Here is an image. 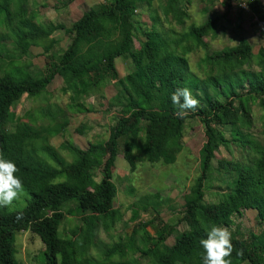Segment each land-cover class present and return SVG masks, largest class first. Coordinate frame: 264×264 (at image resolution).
I'll use <instances>...</instances> for the list:
<instances>
[{
    "label": "trees",
    "instance_id": "16d2710c",
    "mask_svg": "<svg viewBox=\"0 0 264 264\" xmlns=\"http://www.w3.org/2000/svg\"><path fill=\"white\" fill-rule=\"evenodd\" d=\"M57 1L63 8L74 0ZM229 1L222 3L228 8ZM242 1L264 24V5L259 0ZM23 2L0 0V45L11 42L22 55L31 47L38 48L44 67L37 79L23 67L10 68L0 77V152L15 163V175L24 188L23 205L14 200L10 206H0V264H13V236L20 232L38 238L42 250L36 259L41 264H139L128 252L142 255L144 264H203L200 241L207 238L210 227L229 230L233 218L246 210L255 212L257 231L241 235L238 227L229 230L234 249L230 259L232 264H264V142H255L243 132L250 130L254 103L264 113V48L253 55L247 41L239 38L234 46L207 52L204 38L214 37L222 18L218 14L206 15L199 25L190 24L176 39L164 41L155 25L185 26L188 15L183 0H158L156 11L149 14L151 27L143 29L138 14L153 0H102L82 11L77 20L62 25L69 43L58 50L52 31L36 22ZM168 32L175 34L172 29ZM138 35L144 40L139 41ZM193 48L205 51L195 66L199 74L188 66L187 55ZM119 57L131 63V70L122 77L115 69ZM55 76L61 79L59 93L67 96L69 116L85 111L84 99L101 98V89L108 83L120 84L121 95L107 101L106 110L116 111L105 141L88 143L83 150L70 141L54 148L49 139L62 135L67 126L65 121L54 122L62 110L15 115L22 96L40 97ZM183 87L208 92V103L178 115L171 96ZM43 118L49 119L47 124L38 125ZM192 118L200 123L204 141L198 152L199 174L183 196L179 213L178 223L185 230L176 234L175 225L158 219L161 202L152 194L130 206L123 229L138 219L139 212L153 214L150 220L135 223L130 233L122 230L115 242H101L99 233L107 235L121 220L113 208L116 189L111 181L120 144L131 169L137 155L150 164L171 165L182 150L184 122ZM214 125L228 130L230 141L245 153L243 162L215 159L218 148L229 142ZM211 169L217 176H236L232 188L220 191L218 202L210 204L203 197ZM65 216H75L80 223L64 237L58 228ZM173 234V242L167 245ZM241 250L243 256H237Z\"/></svg>",
    "mask_w": 264,
    "mask_h": 264
},
{
    "label": "rangeland",
    "instance_id": "374dc122",
    "mask_svg": "<svg viewBox=\"0 0 264 264\" xmlns=\"http://www.w3.org/2000/svg\"><path fill=\"white\" fill-rule=\"evenodd\" d=\"M101 1L74 0L63 8L59 6L57 0H24L23 4L26 11L34 14L36 22L43 24L52 31V38L58 42L57 49L62 50L69 43L63 33L62 25L77 20L82 11L101 3ZM222 1L224 0H183L188 15V18L185 20V26L180 27L175 25L174 22L170 24L160 22L155 25V30L164 41L169 42L171 39H176L178 37L177 35L185 31L186 27L190 24L199 25L206 15L213 16L218 14L222 18L217 23L214 37L209 36L204 38L207 52L234 46L239 38H249L244 32L243 26H249V30L253 33L252 36L258 38L254 24L252 23V18L247 16L249 14H244L235 5L233 6L235 1L240 0H228L230 3L228 8L224 6ZM259 2H263L264 4V0H260ZM157 5L158 0H153L149 8H146V6L143 8V12L138 14V23L141 28L151 27L149 14L152 10L156 11ZM203 10H205L204 13ZM137 13H139V10H137ZM156 14L160 18V13L156 12ZM169 29L174 30L175 34H170L168 32ZM137 39L139 41L144 40L141 35H138ZM251 43L254 46L253 52H255V43L253 41ZM133 44L134 47L138 46L136 40ZM184 44V42L180 43L176 51L178 52V49L180 50V47ZM204 52L201 48H193V51L187 55L188 66L190 70H193V73L199 74V70L195 66ZM13 67H23L27 70L31 78L37 79L41 77L43 71L44 57L38 48H30L27 55H22L11 42H3L0 45V77ZM115 69L118 77L124 76L131 70L130 60L126 57L117 58L115 60ZM60 86L61 80L58 76H55L40 97L31 99L22 96L19 104L15 108V115H21L25 112H36L38 110H48L51 113L56 112L58 109L62 110L63 113L56 115L54 122L59 124L65 121L67 126L64 128L62 135H57L49 139V144L54 148H57L62 141H70L83 150L87 147L88 143L105 141L109 135V127L112 125L113 113L116 111V108L106 110L107 101L113 96L121 95L120 84L118 82L108 83L101 89L99 94L101 98L100 96H97L99 99L93 96L83 100L82 108L87 112L83 111L71 116H69L66 110V104L68 103L67 96L59 93ZM191 91L192 95L200 102L198 107L208 103V92L204 94L200 91H193L192 89ZM196 109L186 110V114L192 113ZM250 113V130L243 132L249 133L250 139L255 142H264V113L256 103L250 107ZM48 120V118L40 119L37 124L40 126L46 125ZM214 128L220 131L226 141L229 142L227 147L220 146L218 148L215 153V159L243 162L245 160V153L235 146V142L230 141L228 130L218 125H214ZM203 141L202 127L198 120L196 118L186 119L181 138L182 150L177 154L173 164H150L144 161L142 156L137 155L133 169L123 159L122 145L120 144L119 154L115 159L111 171V181L116 189L113 208L120 212L121 220L109 230L107 235L105 233H99L98 239L101 242H115L117 236L123 233L122 230L130 233L135 223L150 220L153 214L139 212L138 219L134 222H129L126 225L127 228L125 227L123 229V222L128 221L130 218V206L133 203L143 201L145 197L152 194H157L159 196L158 200L161 202L158 219L165 224L175 225L176 234L184 231L186 228L185 225L178 223L179 213L183 205V196L188 193L189 187L199 174L198 152ZM60 153L64 157V153ZM235 176L236 173H229L227 178L222 175L217 176L215 170H209L205 180L207 188L204 191V201L210 204L217 203L220 191L225 193L228 189H231V184ZM94 180L98 181L99 178L95 177ZM15 201L19 205L24 204L21 202L20 197ZM254 217V211H244L240 217L233 218V223L229 230L234 231V228L238 227V232L241 235H245L248 231L256 232L257 226ZM79 223V219L75 216L63 217L59 224L58 234L64 237L67 236L68 229L73 228L74 225H78ZM154 223H157V221H154ZM147 232L152 236L150 229L147 228ZM173 237L174 234L166 240L167 245L173 242ZM13 238L11 247L13 264H41L36 259L37 253L42 250L38 238L29 232L16 233ZM127 256L135 257L139 264H144L145 262V258L135 252H128Z\"/></svg>",
    "mask_w": 264,
    "mask_h": 264
},
{
    "label": "clouds",
    "instance_id": "9594fccd",
    "mask_svg": "<svg viewBox=\"0 0 264 264\" xmlns=\"http://www.w3.org/2000/svg\"><path fill=\"white\" fill-rule=\"evenodd\" d=\"M171 100L177 106L178 115H185L186 110L196 109L200 103L188 87L177 88ZM17 171L15 163L5 159L4 154L0 152V206L12 205L24 192L21 179L15 175ZM20 215L22 216V213ZM200 244L204 249L203 264H232L230 257L234 249L227 227L211 226L207 238L202 239ZM237 256H243L242 250L237 251Z\"/></svg>",
    "mask_w": 264,
    "mask_h": 264
},
{
    "label": "built area",
    "instance_id": "2783aa9c",
    "mask_svg": "<svg viewBox=\"0 0 264 264\" xmlns=\"http://www.w3.org/2000/svg\"><path fill=\"white\" fill-rule=\"evenodd\" d=\"M234 5L240 11H242L244 14H249L250 15L251 12L249 11V9L246 6L245 2H243L242 0L235 1V3L233 4V6ZM253 24H254V28H255V31H256V35L260 39V42L262 43V46L264 48V24H263V22L258 21L256 18L253 19Z\"/></svg>",
    "mask_w": 264,
    "mask_h": 264
},
{
    "label": "crops",
    "instance_id": "0c3cea01",
    "mask_svg": "<svg viewBox=\"0 0 264 264\" xmlns=\"http://www.w3.org/2000/svg\"><path fill=\"white\" fill-rule=\"evenodd\" d=\"M260 1V0H259ZM260 4H262V5H264L263 4V2H260ZM247 16H250L251 18H252V23H253V19L255 18L251 13H250V15H247ZM243 30H244V32H245V34L246 35H248V37L249 38H243V39H245L246 41H247V43L250 45V47H251V51H252V54L253 55H255L256 53H257V50L259 49V48H263V46H262V43L260 42V39L259 38H257L256 36L254 37V36H252L253 35V33L249 30V26L247 27V26H243ZM54 39V38H53ZM249 39H250V41H249ZM251 41H253L254 43H255V52H253V48H254V46H252V43H251ZM31 48H33V47H31ZM28 53H29V51H28ZM27 53V54H28ZM26 54V55H27ZM61 80V79H60Z\"/></svg>",
    "mask_w": 264,
    "mask_h": 264
}]
</instances>
